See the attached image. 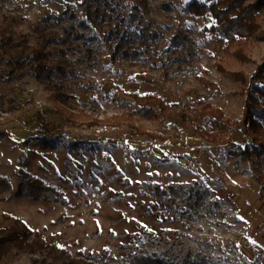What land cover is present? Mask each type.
<instances>
[{"label": "rangeland", "instance_id": "374dc122", "mask_svg": "<svg viewBox=\"0 0 264 264\" xmlns=\"http://www.w3.org/2000/svg\"><path fill=\"white\" fill-rule=\"evenodd\" d=\"M191 1L0 0V31L43 54L47 67L42 80L23 74L0 82V95L17 106L0 110V175L10 185L0 199V227L31 230V248L12 264L41 262L51 254L126 264L127 251L140 248L163 254L170 264L187 252L209 264H264V191L256 182L264 159L248 163L232 156L251 140L242 92L264 89V40L251 50L250 63L232 70L244 82L219 72L223 43L206 31L210 16L185 10ZM129 16L131 25L122 22ZM258 18L264 22V11ZM145 21L162 40L151 50L130 41L125 46L138 57L111 62L113 45L103 37L132 32ZM0 57L3 69L8 57ZM199 78L216 91L206 90ZM117 90L127 100L133 92L155 94L185 118L134 117L136 126L163 140L113 128L107 120L127 111L110 101ZM254 94L262 136L264 98ZM53 100L92 119L69 122ZM205 105L220 109L229 127L218 131L199 118ZM38 114L57 126L48 140L52 147L24 144L38 133ZM207 133H219L225 143L208 142ZM19 169L25 180H41L46 201L17 195Z\"/></svg>", "mask_w": 264, "mask_h": 264}, {"label": "trees", "instance_id": "16d2710c", "mask_svg": "<svg viewBox=\"0 0 264 264\" xmlns=\"http://www.w3.org/2000/svg\"><path fill=\"white\" fill-rule=\"evenodd\" d=\"M185 10L196 17L210 16L212 24L207 32L213 34L217 40L223 43V58L215 67L229 77L237 81L244 82V76L241 72H233L235 65H244L250 63V52L253 48L258 46L259 41L264 40V22H261L258 15L264 11V0H254L249 3V0H192L185 8ZM133 16L122 19V22L131 25ZM162 34L154 29L152 22H138L134 25L132 32L123 29L121 31H110L103 37L107 43L113 45V52L110 55V60L113 63L120 61L132 62L138 56L134 55L131 48L125 46L130 41L137 42L146 50H151L153 45L162 40ZM117 41V42H115ZM112 47V46H111ZM0 54H5L8 58L4 62L5 68H0V82H11L23 74H29L38 80H42V74L47 70V67L42 64L44 55L36 53L31 48L20 43H14L12 37L0 31ZM3 63L0 57V64ZM59 73L64 72L58 69ZM263 71V69H262ZM203 87L206 90L216 91L214 84H211L204 79L199 78ZM121 90L115 91L110 101L121 108L127 110L124 113L112 116L107 120L108 125L113 128H128L134 135L145 137L150 140H163L162 137L141 129L136 126L134 117L137 116L139 120L172 122L178 118H185V114L181 109L173 104H169L165 99L158 97L155 94H139L133 92L128 95L129 100L125 99L120 94ZM246 93V119L245 123L249 124L250 142L244 147H238L232 151V156L237 157L242 162H252L253 158L264 159V135H259L263 129L257 117L261 115L260 108L257 107L259 103L254 93L260 94L264 98V89L260 90L256 87L247 88ZM60 93L58 92V95ZM52 104L55 111H58L60 116L69 122L75 123L79 121H87L92 118L90 115L79 112L75 114L66 108L62 107L57 100H53ZM17 107L14 100L0 95V110L4 107ZM264 112V108L262 109ZM199 118L204 119L206 124L216 128L218 131H223L229 127L230 122L224 119L223 113L220 109L212 108L209 105L203 106L197 113ZM38 122V133L35 137L28 138L24 144L30 142H39L45 147H52L49 143V138L55 132L57 126L53 122H46L41 115H36ZM264 121V117H262ZM205 139L208 142L219 145L225 143V140L220 137L219 133H207ZM77 143L71 145L76 147ZM17 177L20 184L17 188L18 196H27L31 199L47 200V196L43 191L47 188L42 186L41 180L37 178H30L25 180L23 177L24 171L19 169ZM256 182L264 191V173L257 176ZM10 188L9 182L4 176L0 175V199L8 192ZM152 190L159 195H163L164 191L158 188ZM31 235V230L24 227L18 229L16 227H0V264H12L14 260L20 259L25 255L26 250L31 248V244L27 241ZM132 248V247H131ZM60 259L58 255L51 254L48 259H43L38 262L32 259L33 264H55L56 260ZM58 264H101L94 259H85L82 262L74 258L60 259ZM126 264H170L164 255H157L156 253H148L145 249L138 250L131 249L126 254ZM179 264H209L200 254L192 255L187 252Z\"/></svg>", "mask_w": 264, "mask_h": 264}, {"label": "snow or ice", "instance_id": "6c2138e0", "mask_svg": "<svg viewBox=\"0 0 264 264\" xmlns=\"http://www.w3.org/2000/svg\"><path fill=\"white\" fill-rule=\"evenodd\" d=\"M150 230V229H149Z\"/></svg>", "mask_w": 264, "mask_h": 264}]
</instances>
